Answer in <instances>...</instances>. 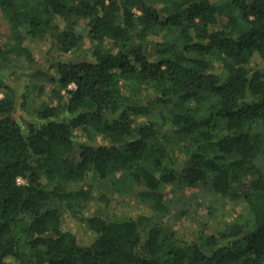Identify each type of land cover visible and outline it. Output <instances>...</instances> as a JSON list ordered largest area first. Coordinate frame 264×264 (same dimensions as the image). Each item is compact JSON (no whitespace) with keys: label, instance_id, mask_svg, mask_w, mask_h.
Instances as JSON below:
<instances>
[{"label":"trees","instance_id":"trees-1","mask_svg":"<svg viewBox=\"0 0 264 264\" xmlns=\"http://www.w3.org/2000/svg\"><path fill=\"white\" fill-rule=\"evenodd\" d=\"M0 11V264H264V0Z\"/></svg>","mask_w":264,"mask_h":264},{"label":"rangeland","instance_id":"rangeland-1","mask_svg":"<svg viewBox=\"0 0 264 264\" xmlns=\"http://www.w3.org/2000/svg\"><path fill=\"white\" fill-rule=\"evenodd\" d=\"M9 25L7 23V21L3 18L2 13L0 11V33L3 36H8L9 34ZM1 95V93H0ZM20 182H25V179L20 177L19 178ZM213 204H215L217 207L219 208H227L228 210L231 209L229 202L226 203H221L219 200H215L213 201ZM121 206H118L117 210H120ZM239 208H237L235 211H231V213L229 212V214H231L230 216H232L233 214H235V212L238 210ZM189 223V224H188ZM177 227L179 230L184 231L185 229H189V227H195L196 225L191 224V221H188L187 223H177Z\"/></svg>","mask_w":264,"mask_h":264}]
</instances>
